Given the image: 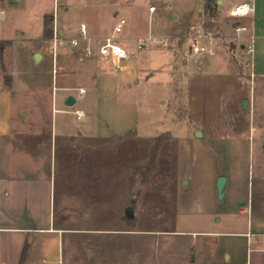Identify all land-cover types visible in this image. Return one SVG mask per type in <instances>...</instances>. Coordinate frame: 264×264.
Here are the masks:
<instances>
[{
  "label": "crops",
  "instance_id": "crops-1",
  "mask_svg": "<svg viewBox=\"0 0 264 264\" xmlns=\"http://www.w3.org/2000/svg\"><path fill=\"white\" fill-rule=\"evenodd\" d=\"M244 1L254 3V13L247 17L232 15L233 7ZM31 2L33 0H0L1 19H6L8 13L16 9H27ZM218 10L217 6L213 28L205 27V17L200 23L203 32L215 35L213 42L206 39L212 49L210 52H191L189 34L182 36L183 41L177 39L180 34L175 35L170 64L175 67L177 78L172 94L179 102H184L182 112L186 116L179 113L178 123L163 125L148 137L169 132L170 138L163 143L164 162L168 158L167 163L172 162L171 147L176 138L179 147H191L193 161L181 166L178 176H172L171 170L163 172V195L159 193L161 188L157 187L155 173L151 174L145 189L150 196L147 202L139 195V174L131 169L138 161L139 141L132 137H139L138 130L132 131L135 134H131L132 139L111 140L92 134L87 127H75L66 116L56 122L53 114L47 123L34 124L32 128L14 124V73L4 56L11 40L9 35L0 33V39L8 41L0 52V264H66L67 256L69 264H73L74 244L80 239H83L85 252L96 255L99 249L102 253L109 248L110 253L115 254L116 264H125L126 259L128 264H139L138 224L130 226L120 216L110 221L100 217L96 221L99 226H87L92 223L93 209L86 206H211L207 213L220 215L222 229L177 228L173 231L180 233L174 240L186 242L190 251L195 249L194 253L190 252L195 254L192 261L264 264V168L255 174L247 157L254 141L253 128L264 127V118L255 119L262 113L256 103L257 96L264 98V95L257 93L253 85L257 80L264 85V0H235L228 14L241 18L242 24L247 25V29L240 32L234 28L241 23L237 18L232 20L231 28L221 26ZM41 12V26L33 37L37 47L23 56L24 61H30V54L33 57L40 52L42 56L36 63L44 61L45 69L35 70L42 75H52L53 82L57 83L53 86L57 92L52 91V111L73 113L77 119H82L86 113L78 118L76 110L81 108L68 109L67 97L74 96L73 90L83 96L86 91L81 93L80 88L95 87L98 74L106 71L104 65L111 64L97 54L84 55L83 38L79 47H73L68 40L78 36H68L63 25L53 26V31L57 28L66 38L54 54L50 38L45 37L44 19L50 13ZM81 23L86 24L91 38L113 32L102 29L93 18L84 17L76 26L79 34ZM251 36H254L253 53L246 49ZM241 50L250 56V73L245 69L246 58L241 56ZM124 75L120 77L121 86L127 85L128 75ZM245 99L249 101L246 107L242 105ZM219 115L232 119L235 133L217 128ZM197 130L202 132L200 136L194 135ZM186 152L187 149L180 153ZM221 175L226 176L223 197L217 192ZM190 185L201 189L203 197L187 194L185 190ZM77 206H85L80 210L84 213L81 216L84 226L76 225L77 216L72 217V225L64 222L67 210L77 212ZM197 232L202 233L200 240L194 237ZM186 233L193 235L185 238ZM108 239L116 245L103 246L102 241L108 243ZM98 242H101L99 246Z\"/></svg>",
  "mask_w": 264,
  "mask_h": 264
},
{
  "label": "rangeland",
  "instance_id": "rangeland-1",
  "mask_svg": "<svg viewBox=\"0 0 264 264\" xmlns=\"http://www.w3.org/2000/svg\"><path fill=\"white\" fill-rule=\"evenodd\" d=\"M218 5V19L220 25L231 28L232 20L238 19L242 24V19L232 17L228 10L233 6L235 0H224ZM24 7L16 9L13 13H8L6 19L0 16V33L10 36V45L5 48V61L11 65L14 73L13 79V102H14V124L24 125L32 128L34 124L47 123L50 115L53 114L54 121L58 122L61 116H66L67 121L75 127L87 129L97 136H107L108 138H123L139 141L138 161L131 169L139 175V195L145 202L149 197L145 191L151 174L155 173V182L159 193L163 195L165 170H171L172 176L180 173L181 166H186L193 161V153L189 148L179 147V139H175L172 150V162H164L163 143L169 139V132L161 135L148 137L159 127L168 123H178L176 119L181 116L184 105L182 100L172 94V86L177 78L175 67L170 64L175 47V35L177 39L183 41L182 36L193 32H203L200 26L204 19V24L209 20V13L204 8V0H33ZM155 5L153 12L149 11V6ZM49 12L54 16L49 25L66 28V34L82 36L77 33L76 26L84 17L93 18L102 29L113 30L118 16H124L127 20L124 30L119 35L126 38L130 44H134L135 35H154L157 37H167L170 44L161 46L158 43H147L143 48L128 59L125 69H116L109 64H105L106 71L98 74L97 85L87 86L83 96H79L77 90H73L76 102L67 106L68 109L81 108L86 115L82 119H77L73 113H62L52 111V91L56 81L53 82L52 75L45 73L42 75L35 68L44 70V64L36 63L34 54H30V61H24L23 56L31 49L37 47L36 36L41 26V11ZM117 12L118 14H115ZM95 16V17H94ZM21 31H25L23 34ZM134 35V36H133ZM46 37V36H45ZM47 38V37H46ZM48 39V38H47ZM204 43L208 41L201 39ZM50 44L52 39L50 38ZM68 43V41L66 42ZM60 45H63L62 43ZM243 58L245 69L250 73V56L245 52H240ZM35 61V62H34ZM244 69V68H243ZM128 75L126 86H121L120 77ZM256 92L264 95V85L253 82ZM257 106L262 110L261 115H256L255 119L264 118V98H258ZM218 106V105H217ZM220 107V106H218ZM49 112V115H48ZM26 115L24 118L23 116ZM186 116V115H185ZM219 129H228L229 134H233L231 120L226 115H219ZM217 124V123H216ZM256 125V124H255ZM29 128V129H30ZM139 131V137H131L133 132ZM182 130V129H181ZM133 131V132H132ZM132 132V133H131ZM219 133V132H218ZM196 135V132H194ZM253 140L250 157V167L255 174L264 168V127L255 126L252 130ZM178 145V146H177ZM185 154L180 153L186 151ZM169 154V148H167ZM182 155V158L180 156ZM192 159V160H191ZM193 173L197 164L192 163ZM249 166V163L247 164ZM190 185L185 192L194 193L203 197L201 189ZM196 191V192H195ZM153 195V193H152ZM154 196V195H153ZM155 197V196H154ZM156 200V199H155ZM85 206H77L79 210H67L64 222L72 225V217L77 216L76 225L84 226L81 222ZM91 207L92 223L87 226H99L96 223L100 217L106 220H115L121 216L129 225L138 224L139 229V264H200L192 261L195 249L189 250L186 242L174 240V236L180 233L173 232L175 229H186L190 231H204L207 228L222 229L223 222L220 215L207 213L211 206H132L130 214H126V206H86ZM69 209V208H68ZM109 223V222H108ZM214 223V224H213ZM110 228V227H109ZM112 234V233H107ZM200 232L194 234L199 240ZM81 235V234H80ZM193 233L183 235L191 238ZM108 239L102 245L105 247L115 246L114 242ZM101 242H98V246ZM73 264H116L114 252L100 249L96 255L91 251L85 252L83 239L76 242ZM198 246V244H197ZM191 252V253H190ZM101 257V258H100ZM201 257V254L200 256ZM130 262V258H129ZM67 256L66 264H69ZM128 264V260H125ZM130 264V263H129Z\"/></svg>",
  "mask_w": 264,
  "mask_h": 264
},
{
  "label": "built area",
  "instance_id": "built-area-1",
  "mask_svg": "<svg viewBox=\"0 0 264 264\" xmlns=\"http://www.w3.org/2000/svg\"><path fill=\"white\" fill-rule=\"evenodd\" d=\"M155 10V5L149 6V11L153 12ZM255 11V5L251 1H244L236 4L231 10V14L234 16L247 17L253 14ZM127 20L124 16H118L117 22L113 27V32L103 37L91 38L87 33V26L85 23H81V37H73L69 39V43L73 47H79L81 44V39L85 40L83 53L86 56L98 55L101 59L109 62L116 69H125L127 66V61L133 58L138 51H140L144 45L147 43H158L161 46H167L170 44V40L167 37H157L154 35H144L138 36L134 40V44H130L126 38L121 37L119 34L123 32L124 26ZM235 30L237 32L247 29V25L237 23L235 25ZM205 38L209 42H213L215 39L214 34H208L205 32H197L193 37H191L189 42V49L194 53L210 52L212 49L207 43H204L201 39ZM64 38L58 31L54 28V33L52 37V51L55 54L57 47L65 42ZM247 52H254V36H251L249 45L246 47ZM85 88H80V92L84 93ZM78 118L84 116L85 112L83 109L76 110Z\"/></svg>",
  "mask_w": 264,
  "mask_h": 264
},
{
  "label": "trees",
  "instance_id": "trees-1",
  "mask_svg": "<svg viewBox=\"0 0 264 264\" xmlns=\"http://www.w3.org/2000/svg\"><path fill=\"white\" fill-rule=\"evenodd\" d=\"M217 0H204V8L208 11L209 13V20L205 23V27L208 29L213 28L215 26L214 19H216L217 16ZM54 19V16L52 14H46L45 19H44V24H45V36L47 38H52L53 37V26H50V20ZM8 41L6 40H1L0 39V52L2 53V50L6 46ZM6 80L9 81V75H6ZM130 214V213H129ZM25 254V253H24ZM24 254L22 257V260L24 258Z\"/></svg>",
  "mask_w": 264,
  "mask_h": 264
},
{
  "label": "water",
  "instance_id": "water-1",
  "mask_svg": "<svg viewBox=\"0 0 264 264\" xmlns=\"http://www.w3.org/2000/svg\"><path fill=\"white\" fill-rule=\"evenodd\" d=\"M219 1H221V0H219ZM41 56L42 55H41L40 52H36L34 54L35 60H37V61L41 58ZM75 102H76V98L73 95L68 96L67 99H66V104L69 105V106L73 105ZM248 103H249V101L247 99H245V100H243L242 105L244 107H246V106H248ZM201 134H202V132L200 130L196 131V135L197 136H200ZM225 182H226V176H224V175L219 176V178L217 180V192H218V196L219 197H223V195H224ZM131 210H132V206H128L126 208V212H129Z\"/></svg>",
  "mask_w": 264,
  "mask_h": 264
}]
</instances>
